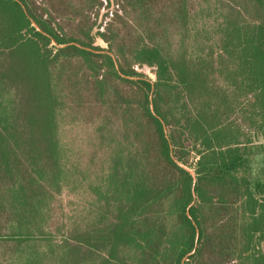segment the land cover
Masks as SVG:
<instances>
[{"label":"trees","instance_id":"16d2710c","mask_svg":"<svg viewBox=\"0 0 264 264\" xmlns=\"http://www.w3.org/2000/svg\"><path fill=\"white\" fill-rule=\"evenodd\" d=\"M111 2L0 0V264H264V0Z\"/></svg>","mask_w":264,"mask_h":264},{"label":"rangeland","instance_id":"374dc122","mask_svg":"<svg viewBox=\"0 0 264 264\" xmlns=\"http://www.w3.org/2000/svg\"><path fill=\"white\" fill-rule=\"evenodd\" d=\"M112 1L113 4H111L110 7L104 6L101 8L97 25L102 22V19L107 12H112L114 9L116 3L115 0ZM37 2L41 3L42 0H35V3ZM58 20L61 23V19L58 18ZM96 44H101L102 46L106 47V43L101 39H98ZM134 68L136 71L141 73L143 77L151 79L152 81L156 80L153 67L149 65H135ZM134 77L138 78L137 76ZM89 127V123H85L84 125L76 124L68 126L66 134L68 141L72 142L74 146H78L83 149L85 148V150L88 149L87 129H89ZM193 158H191V160H193ZM249 158L251 164V174L253 178H262L264 176V139L260 138L253 144L252 152L250 153ZM190 169L193 170L192 168ZM84 197L85 196L82 193L70 191L68 189L63 190L60 194L56 195V200L54 201L53 205V216L50 222V228L53 232H55V235L58 237V239L63 237V234L68 230L74 216L79 212L80 209H82L83 203L85 202ZM57 227H60L61 230L57 231Z\"/></svg>","mask_w":264,"mask_h":264},{"label":"water","instance_id":"95a60500","mask_svg":"<svg viewBox=\"0 0 264 264\" xmlns=\"http://www.w3.org/2000/svg\"><path fill=\"white\" fill-rule=\"evenodd\" d=\"M112 1V0H111ZM111 4H113V1L111 2ZM37 27H38V25L36 24V23H34ZM38 29H40L39 27H38ZM68 45V43H65V44H61L60 46L61 47H65V46H67ZM117 65V67H118V69H119V64L117 63L116 64ZM120 71V70H119ZM120 73H121V75L123 76V77H126V78H135L134 76H131V75H127V74H125V73H123V72H121L120 71ZM175 160L177 161V163L180 165V166H182L184 169H186L187 171H189L193 176H194V178L196 179V175H195V172L193 171V170H191L188 166H186L185 164H183V163H181L180 161H178L176 158H175ZM193 193H194V200H195V197H196V193H195V190L193 189ZM194 202V201H193ZM193 202L190 204V206L193 204ZM189 206V207H190ZM189 213V212H188ZM189 215H190V213H189ZM198 235H199V232L197 233V237H198Z\"/></svg>","mask_w":264,"mask_h":264},{"label":"crops","instance_id":"0c3cea01","mask_svg":"<svg viewBox=\"0 0 264 264\" xmlns=\"http://www.w3.org/2000/svg\"><path fill=\"white\" fill-rule=\"evenodd\" d=\"M96 30H97V29H96V27H95L94 32H95ZM98 39H101V38L98 37L97 40H98ZM101 40H102V39H101ZM102 41H103V40H102ZM193 203H194V202H193ZM198 232H199V231H197V233H198ZM198 236H199V235H198ZM197 238H198V237H197ZM193 251H194V250H193ZM193 251H192V252H193ZM192 252H190V253H192ZM190 253H189V254H190Z\"/></svg>","mask_w":264,"mask_h":264}]
</instances>
